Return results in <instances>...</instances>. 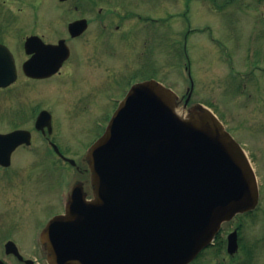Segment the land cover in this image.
I'll use <instances>...</instances> for the list:
<instances>
[{
    "label": "rangeland",
    "instance_id": "obj_1",
    "mask_svg": "<svg viewBox=\"0 0 264 264\" xmlns=\"http://www.w3.org/2000/svg\"><path fill=\"white\" fill-rule=\"evenodd\" d=\"M225 1L94 0L92 4H87L92 0H78L77 4L80 2L83 6L80 5L82 9L77 12L70 11V3L62 4L59 0H0V39L12 48L19 61L26 59L22 45L27 36L37 34L51 42L58 39V33L63 32L67 23L78 17L83 16L91 21L88 34L82 40L74 41L76 43L70 41L73 58L71 56L67 67L63 68L57 78L45 82L21 79L15 90L8 91L9 98L4 99L7 96L4 90H0V100L3 103L1 107L9 108L13 101H18L30 102L51 111L54 115V137L58 140L57 144L69 158L75 157L81 166V159L87 156L90 146L98 138L96 135L102 131L92 121L99 118L100 124L106 125L103 117L114 111L124 94L121 89L111 85L102 87V84L99 94L94 98L86 95L94 87L97 77L108 74L110 70H118V74H126L127 70V74L136 75L137 69L141 68V62L148 64L147 51L152 47L157 48L155 28H152L153 34H150V28L145 27V36L138 37L135 45L133 38L136 28H143V19L146 20L149 14L154 15L158 26L163 25L162 30L165 29L168 33L165 38H169L170 42H179L178 59H171L169 47H164V51L168 50V55H158L157 64L164 63L163 72H167V75H163L164 80L182 98L191 86L187 70L189 67L195 84L191 100L193 106L209 107L222 119L229 132L244 146L257 171L261 187L260 207L254 215H245L241 220L236 219L228 224L226 233L242 223V243L252 246L254 252L251 263L264 264V38L259 34L264 28V2L239 0L227 5ZM134 5L140 11L131 15L128 8ZM143 5L147 7L140 8ZM159 19H165V25ZM156 32L160 33L157 30ZM94 39H97L96 46ZM108 39L106 46L103 42ZM110 46L117 53L121 50L122 59L115 57L108 60L111 58V50L108 52L105 49ZM95 48H99L100 55L107 53L106 57L102 56L106 62L100 63L101 57L98 59ZM255 48L259 53L257 61L261 63V68L254 69L255 64L251 61L250 53ZM143 52L146 53L144 61L141 60ZM150 64L154 69L156 65L153 59ZM177 65L173 70L172 67ZM248 70L252 71L248 73ZM151 73L148 70V74ZM238 73L248 74L245 90L242 89L243 81ZM79 75L82 79L77 80ZM147 77L135 79L139 82ZM126 81L128 79L123 77L122 82L125 85ZM123 85L121 83L120 87ZM19 86H22V94ZM16 92L19 95L14 99ZM109 96L115 104L108 103ZM88 99L93 101L92 105L81 112L80 116L72 119L67 111L76 107L79 100L86 102ZM106 103L108 104L105 105ZM25 108L29 109L30 106L25 105ZM5 109H0V119L6 121V117L11 116V111ZM31 126L32 122H29L27 127ZM9 127L8 124H0V129ZM28 156L30 158L20 155L16 162L25 166L31 165L29 162L35 158L29 154ZM40 166L23 170L16 184L5 185L0 180V252L3 251L1 243L10 234L24 254L30 251L29 236L26 237L23 233L36 228L38 217L43 224L47 219H44L46 209H38L37 200L40 203L46 202L47 206L49 195L44 193L49 192V188H57L60 182H68L73 175L72 167L66 164L48 163L45 168ZM42 171L47 174L46 178H41ZM76 177H79L78 172ZM39 193L43 196L37 197ZM30 204L32 209L28 207ZM27 209L31 210L28 214L24 212ZM20 225L21 230L14 232ZM228 230L230 231L227 232ZM241 251L242 249L234 256L236 263L232 261L234 257L231 258L224 249L221 255L213 257L205 253L195 264H242L247 262L248 254Z\"/></svg>",
    "mask_w": 264,
    "mask_h": 264
},
{
    "label": "water",
    "instance_id": "obj_2",
    "mask_svg": "<svg viewBox=\"0 0 264 264\" xmlns=\"http://www.w3.org/2000/svg\"><path fill=\"white\" fill-rule=\"evenodd\" d=\"M85 28V21L71 25L75 34ZM32 45L44 48L26 63L29 76L46 72L44 57L53 73L69 56L64 41L51 46L32 37L27 52ZM15 80L13 56L0 45V87ZM176 101L156 81L130 90L88 154L96 199L75 191L67 214L46 230L51 264H189L224 222L257 207L259 185L242 147L210 110L181 116ZM27 135L0 134V160L29 142ZM7 247L17 253L14 243ZM228 249L238 250L236 232Z\"/></svg>",
    "mask_w": 264,
    "mask_h": 264
},
{
    "label": "flooded vegetation",
    "instance_id": "obj_3",
    "mask_svg": "<svg viewBox=\"0 0 264 264\" xmlns=\"http://www.w3.org/2000/svg\"><path fill=\"white\" fill-rule=\"evenodd\" d=\"M238 1L239 0H226L225 4L232 5L233 3H236ZM261 1H262V3L264 2V0H261ZM75 8L79 9V7H75ZM92 8H94V7L92 6ZM160 21H163V19H161ZM90 23H91V21H90ZM118 27L119 26H117V28ZM161 30H162V26L158 29V32H160V33H157V40L159 43L164 42V32H161ZM87 34H88V32L79 38H70V40H72V39H74V40L83 39ZM259 34L261 36H263V38H264V28L261 30V33H259ZM32 35H36V34H32ZM58 41H59V39H56L55 41H51V42H49V41H46V42L52 43V44H57ZM133 41L137 42L138 39L133 38ZM93 42H94V46H96L97 45V39H94ZM95 50H96V56L98 55V59L101 57L100 63L106 62L107 60H104L102 56L106 57L105 55L107 53H105L104 55H100L99 54V48H95ZM71 52H73L72 46H71ZM32 55L33 54H30L29 56L26 57V59L19 61V62L24 63L27 59L31 58ZM109 57H111V58H109L108 60L115 58L114 56H111L110 54H109ZM119 58L122 59V57H119ZM69 60L64 64L63 68L67 67V63L69 62ZM141 60H144V59L141 58ZM130 65H131V63H130ZM143 65H144V63L141 62V68H139V70L137 69L136 75L135 74L131 75V73L127 74L128 73L127 70H126V74H118V72H117L118 70L112 69L109 71L108 74H104L100 77H97V79L95 80V83L93 85L94 87L90 88L91 90L86 96L90 95L94 98L97 94H99V91L101 90L100 87L102 84H103L102 87L107 86V85H111L114 87L116 86L117 89H121L122 92L126 91L131 84H133L137 81V79H135V77L141 78L147 73V70H148L147 64L144 66ZM63 68H62V70H63ZM62 70L59 73H57L56 75H54L50 78H47V79L36 80V79L27 78V77H24V79L26 81H32V82H45L47 80L58 77L62 73ZM123 77L128 79V81H126V85H125V82H122ZM78 79H82L80 75L77 77V80ZM121 83L124 84L122 86V88L120 87ZM23 87H25V86H23ZM16 97H18V92L16 93L15 98ZM81 100H79L76 103V107L67 111L68 115L72 119H75L76 116H80V113L83 112L88 107H90L93 103V101H91L89 99L86 100V102H81ZM97 104H99V103H97ZM25 105H29L30 108L26 109ZM2 109L4 110V108H1V110ZM6 110L11 111V116H7L6 119H11L14 124H12V126L10 125V127L8 129H3L2 133H9V132L17 130V129H27L24 126H26L29 122L36 121V118L39 115V112L36 113L35 107L30 102L25 103V102L16 101L12 104L10 109H6ZM4 121H5L4 119H0L1 123ZM19 125H22L23 127H18ZM30 130H32V129H30ZM35 134H37L36 137H35ZM46 142L49 144L52 142V139L48 134H45L43 132H39V133L33 132L31 146L22 145V146L18 147L12 154L10 166H8V167L0 166V175H1V178H2V181L4 182V184H6V183H8V184L18 183L17 182L18 178H20L21 174L23 173V170H30V169L32 170V169L38 167L39 165H41L40 168H45L46 165L51 162V157H52L51 152H49L48 149L46 148L47 147ZM42 147L44 149H42ZM30 152L33 154V155H31L32 158L34 156H36V160L34 162L32 161V159L29 162L31 165L25 166V165H21V162H19V164L16 162V159H18V157L20 155H22V156L24 155V156L30 158L28 156V154ZM15 167H18V169H15ZM76 169H77V171H79V173H83V171L80 169V167H76ZM42 172H44L43 177L46 178L47 174L45 173V171H42ZM60 184L61 183H59V185ZM73 186L74 185L71 182V183L65 184L63 187L61 186L59 188L57 187L54 189L49 188V192L44 193V194L49 195L48 196L49 201H47L49 203L47 206H46V202L40 203V202H38L39 200H37V208L42 209V207H43L46 209V214L44 215V219H46L47 217H50V216L53 218L55 216L62 215L65 213L64 203H65V201L70 202V198H71V195H72V192L74 189ZM68 191H69V193H68ZM38 196H43V194L40 195V193H39V194H37V197ZM28 207H30L31 209L33 208L31 206V204L28 205ZM29 211H31V210H28V209L26 211L24 210V212H26V214H28ZM38 222L39 223L36 226V228L35 229L33 228L34 230L31 228V230H28L26 233H23L24 236H26V237L29 236V241H30V243H29L30 251H28L25 254L22 252L21 248L18 246L19 251L22 254L23 259L20 260L16 256H14L13 254H10L8 256L6 255V257H4L3 255H0V258H4L7 261L11 260V262L13 264H47L46 256H45V251L47 252V249H46V246H44L43 242L41 243V240H39V230L38 229L41 228V226H42L41 223L43 222V221L41 222L39 220V217H38ZM46 225H47V223H46ZM46 225H45V227H46ZM20 230H21V225L16 230V233ZM31 233H32V235H31ZM28 262H30V263H28Z\"/></svg>",
    "mask_w": 264,
    "mask_h": 264
},
{
    "label": "trees",
    "instance_id": "obj_4",
    "mask_svg": "<svg viewBox=\"0 0 264 264\" xmlns=\"http://www.w3.org/2000/svg\"><path fill=\"white\" fill-rule=\"evenodd\" d=\"M244 252H245V254H248L246 257L247 262H244L242 264H252L251 262L254 259V257H253L254 252H253L252 246H244ZM234 262L236 263L237 261L234 260Z\"/></svg>",
    "mask_w": 264,
    "mask_h": 264
}]
</instances>
